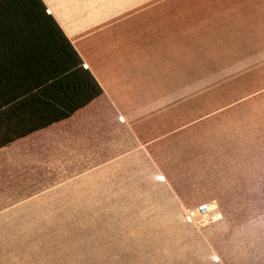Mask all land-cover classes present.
<instances>
[{
    "label": "rangeland",
    "instance_id": "rangeland-1",
    "mask_svg": "<svg viewBox=\"0 0 264 264\" xmlns=\"http://www.w3.org/2000/svg\"><path fill=\"white\" fill-rule=\"evenodd\" d=\"M190 2L210 12L162 19L192 28L163 30L161 45L129 46L114 61L90 63L118 104L155 109L146 139L137 143L126 127L108 125L112 111L95 99L81 109L85 127L53 136L58 150L42 145L43 153L7 169L0 162V264L51 260L63 251L54 246L105 229V201L112 210L121 198L141 202L140 215L165 213L159 201H172L214 263L264 264V0ZM125 153L137 154V164L107 173L120 169Z\"/></svg>",
    "mask_w": 264,
    "mask_h": 264
},
{
    "label": "crops",
    "instance_id": "crops-1",
    "mask_svg": "<svg viewBox=\"0 0 264 264\" xmlns=\"http://www.w3.org/2000/svg\"><path fill=\"white\" fill-rule=\"evenodd\" d=\"M30 7L31 20L37 18L40 22L43 13L52 18L83 67L88 66L84 68L109 98L119 123L126 127L137 143L147 138L146 127L157 118L155 109L139 103L118 104L109 87L111 82L101 71H92L90 63L114 61L115 51L122 52L129 46L161 45L163 30L192 28L187 23L179 26L164 22L163 25L162 15L210 12L209 9L194 10V5L188 0H0V19L4 18L7 10L12 13ZM120 117H123V122ZM159 117H162L161 114ZM140 148L133 152H138ZM137 158V154L125 153L116 159H122L119 170L107 167L105 171L117 174L123 167L131 169L137 164ZM111 162L113 159L106 163ZM155 184L161 191L165 188ZM159 202L157 206H167L165 213L140 215L134 212L141 207V202H128L126 198H121V201L111 205L114 207L111 210L105 201L102 210L105 229H89L81 235L79 244L54 246L63 251H57L58 256L49 261H38L36 264H218L212 261L213 254L202 245L201 236L193 231L190 219L186 217L188 215L168 206L172 201ZM125 206L128 212L122 213L120 208L126 209Z\"/></svg>",
    "mask_w": 264,
    "mask_h": 264
},
{
    "label": "trees",
    "instance_id": "trees-1",
    "mask_svg": "<svg viewBox=\"0 0 264 264\" xmlns=\"http://www.w3.org/2000/svg\"><path fill=\"white\" fill-rule=\"evenodd\" d=\"M14 12L7 10L0 19V162L3 168L13 167L17 159H29L34 151L43 153L42 145L50 151L58 150L60 141L53 136H58L56 133L64 126L85 127L88 122L83 120L87 118L81 109L95 99H103L104 107L112 111V119L107 117L106 123L122 127L101 89L83 68L52 18L43 13L40 22L37 18L31 20L32 7ZM20 166L19 163V173L25 171ZM9 171L2 172L8 175Z\"/></svg>",
    "mask_w": 264,
    "mask_h": 264
},
{
    "label": "snow or ice",
    "instance_id": "snow-or-ice-1",
    "mask_svg": "<svg viewBox=\"0 0 264 264\" xmlns=\"http://www.w3.org/2000/svg\"><path fill=\"white\" fill-rule=\"evenodd\" d=\"M84 67L87 68L88 66L87 65H84ZM120 120H121V122H123V117H120ZM164 179L165 178L163 176H160L159 177V180L161 181V183H163Z\"/></svg>",
    "mask_w": 264,
    "mask_h": 264
},
{
    "label": "built area",
    "instance_id": "built-area-1",
    "mask_svg": "<svg viewBox=\"0 0 264 264\" xmlns=\"http://www.w3.org/2000/svg\"><path fill=\"white\" fill-rule=\"evenodd\" d=\"M206 210V207L204 205H201L197 211L200 213V212H204Z\"/></svg>",
    "mask_w": 264,
    "mask_h": 264
},
{
    "label": "water",
    "instance_id": "water-1",
    "mask_svg": "<svg viewBox=\"0 0 264 264\" xmlns=\"http://www.w3.org/2000/svg\"><path fill=\"white\" fill-rule=\"evenodd\" d=\"M28 204V203H27ZM30 204V203H29ZM226 205V204H225ZM4 220V218L2 219V221Z\"/></svg>",
    "mask_w": 264,
    "mask_h": 264
}]
</instances>
